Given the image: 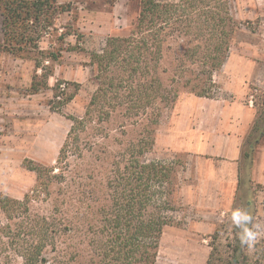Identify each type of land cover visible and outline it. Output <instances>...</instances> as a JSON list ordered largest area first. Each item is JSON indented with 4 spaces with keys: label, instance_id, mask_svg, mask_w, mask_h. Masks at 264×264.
I'll use <instances>...</instances> for the list:
<instances>
[{
    "label": "rangeland",
    "instance_id": "1",
    "mask_svg": "<svg viewBox=\"0 0 264 264\" xmlns=\"http://www.w3.org/2000/svg\"><path fill=\"white\" fill-rule=\"evenodd\" d=\"M140 1L59 0L68 8L39 49L19 57L0 48V197L21 201L12 218L0 207V227L18 232L21 225V234L33 237L44 219L54 224L44 251L48 264L105 263L115 234L107 225L113 180L118 191H150L148 213L172 221L162 235L179 232L192 245V254L178 251L185 264H207L214 248L216 263L230 264L240 245L234 208H247L264 228V139L251 163L243 154L264 99V0L203 4L236 23L228 57L209 83L211 96L192 92L185 86L191 71L181 76L177 68L184 59L199 71L184 55L197 44L192 28L168 38L157 70L129 71L110 41L135 39ZM2 19L0 9V31ZM37 71L50 74L49 86L33 93ZM152 77L159 92L150 95L143 86L153 84ZM73 117L83 122L61 159ZM135 161L162 172L143 174ZM244 253L252 264H264V237Z\"/></svg>",
    "mask_w": 264,
    "mask_h": 264
},
{
    "label": "trees",
    "instance_id": "2",
    "mask_svg": "<svg viewBox=\"0 0 264 264\" xmlns=\"http://www.w3.org/2000/svg\"><path fill=\"white\" fill-rule=\"evenodd\" d=\"M205 2L210 4L209 0H180L178 3L141 0L140 13L133 30L135 39H131V42L127 44L122 39L110 42L116 47L115 50H122L124 53L122 58L127 59L126 65L130 72L140 73V70L145 69L147 70L145 75H147L152 66L154 70H157L155 66L163 56L168 38L174 32L192 28L197 44L190 47L184 55L191 62L199 63V71L188 69L184 59L177 68L181 76L191 71L192 77L185 81V86H188L192 92L199 96H211L209 83L213 74L221 69L228 57L236 23L231 16L211 9L210 5L209 8L204 6ZM67 8L61 5L59 0H0L3 16L0 48L3 47L10 54L19 57L39 49L41 38L54 27L58 14L66 11ZM188 9H192L195 14H187ZM217 9L219 10V7ZM128 52L131 58H127ZM111 56L113 58L117 55L112 52ZM37 67L38 70L41 68L39 62ZM49 76L48 72L39 74L37 71L33 77L31 91L37 93L42 88H47ZM152 79L153 84L143 86V92L146 94H148L147 91H150V95L159 92L155 83L159 79L157 77ZM58 87L60 88V85ZM82 122L81 118L73 117V126L61 149V159L67 156L72 144V136ZM263 139L264 99L259 103L258 113L247 141V149L243 153L246 162L251 163L256 147ZM146 149L147 146L143 144L139 147V152L144 153ZM135 163L137 166L134 168H139L141 173L148 176L158 177L162 172L156 165L140 164L139 161ZM132 168L133 165H127L128 172H132ZM119 171L115 178L119 177ZM114 181L110 184L113 190L111 197L114 214L108 219L107 225L112 227L115 234L109 250L108 247L104 249L102 255L104 264H155L164 226L171 224L172 221L154 211L148 213L151 201L150 191H134L131 188L130 191H118ZM131 184L129 180L126 183L129 187ZM18 204H21V201L8 196L0 197V207L10 218H12L11 212ZM53 225L44 219L36 231L37 234L32 232L35 233L33 237H25L23 235L26 234L25 232L21 234V225L18 232H12L11 225L0 227V264H17L19 258L22 259L21 264H48L44 251L49 245V231L54 228ZM55 225L58 231L60 227L57 223ZM55 242L56 240L53 241L54 246ZM244 250L241 245H236L233 248L230 264H252L250 256L246 255ZM217 260L214 248L207 264H217Z\"/></svg>",
    "mask_w": 264,
    "mask_h": 264
},
{
    "label": "clouds",
    "instance_id": "3",
    "mask_svg": "<svg viewBox=\"0 0 264 264\" xmlns=\"http://www.w3.org/2000/svg\"><path fill=\"white\" fill-rule=\"evenodd\" d=\"M232 225L237 230L236 235L242 248L249 252L253 251L262 237L264 228L260 224L254 223L251 212L244 207H237L230 214Z\"/></svg>",
    "mask_w": 264,
    "mask_h": 264
},
{
    "label": "crops",
    "instance_id": "4",
    "mask_svg": "<svg viewBox=\"0 0 264 264\" xmlns=\"http://www.w3.org/2000/svg\"><path fill=\"white\" fill-rule=\"evenodd\" d=\"M169 236V237H168ZM164 233L161 236V246L157 255V260L155 264H181L183 261L177 254L180 249L185 250L192 254L191 247L188 242L183 241L184 237L179 232L170 233L169 235ZM165 240L171 241L167 242ZM169 243L170 247L165 251V246ZM165 245V246H164ZM189 246V247H188ZM200 248V245H198ZM165 251V252H164ZM209 253L207 250L206 255ZM207 257V256H206ZM184 263V262H183ZM185 264V263H184Z\"/></svg>",
    "mask_w": 264,
    "mask_h": 264
}]
</instances>
